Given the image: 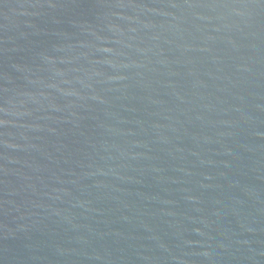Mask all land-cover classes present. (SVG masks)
I'll return each mask as SVG.
<instances>
[{
	"label": "water",
	"instance_id": "1",
	"mask_svg": "<svg viewBox=\"0 0 264 264\" xmlns=\"http://www.w3.org/2000/svg\"><path fill=\"white\" fill-rule=\"evenodd\" d=\"M0 264H264V0H0Z\"/></svg>",
	"mask_w": 264,
	"mask_h": 264
}]
</instances>
